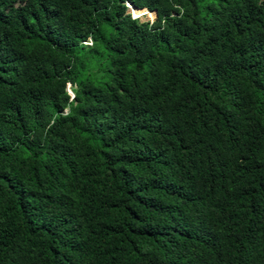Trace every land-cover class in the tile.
I'll list each match as a JSON object with an SVG mask.
<instances>
[{
	"label": "trees",
	"instance_id": "obj_1",
	"mask_svg": "<svg viewBox=\"0 0 264 264\" xmlns=\"http://www.w3.org/2000/svg\"><path fill=\"white\" fill-rule=\"evenodd\" d=\"M0 264H264V0H0Z\"/></svg>",
	"mask_w": 264,
	"mask_h": 264
},
{
	"label": "rangeland",
	"instance_id": "obj_2",
	"mask_svg": "<svg viewBox=\"0 0 264 264\" xmlns=\"http://www.w3.org/2000/svg\"><path fill=\"white\" fill-rule=\"evenodd\" d=\"M131 14L133 15V17H135L134 14H133L132 12H131ZM140 19L143 20V21H145V20H149V19L144 18V17H143V18H140ZM154 20H155V18H154ZM68 91L71 92L70 85L68 86Z\"/></svg>",
	"mask_w": 264,
	"mask_h": 264
},
{
	"label": "water",
	"instance_id": "obj_3",
	"mask_svg": "<svg viewBox=\"0 0 264 264\" xmlns=\"http://www.w3.org/2000/svg\"><path fill=\"white\" fill-rule=\"evenodd\" d=\"M129 8L131 9V6H129ZM133 8H135V7H133ZM135 9L140 10V9H138V8H135ZM148 11H149V10H148ZM157 17H158V12L155 11V19H157ZM151 21H154V20H151Z\"/></svg>",
	"mask_w": 264,
	"mask_h": 264
},
{
	"label": "built area",
	"instance_id": "obj_4",
	"mask_svg": "<svg viewBox=\"0 0 264 264\" xmlns=\"http://www.w3.org/2000/svg\"><path fill=\"white\" fill-rule=\"evenodd\" d=\"M84 44L91 45V44H92V42H91V40H89L88 42H85ZM70 93H71V95L74 97V94L72 93V91H71Z\"/></svg>",
	"mask_w": 264,
	"mask_h": 264
},
{
	"label": "bare ground",
	"instance_id": "obj_5",
	"mask_svg": "<svg viewBox=\"0 0 264 264\" xmlns=\"http://www.w3.org/2000/svg\"><path fill=\"white\" fill-rule=\"evenodd\" d=\"M147 10V9H146ZM131 12H133L131 9H130ZM148 11V10H147ZM151 12V11H150Z\"/></svg>",
	"mask_w": 264,
	"mask_h": 264
}]
</instances>
